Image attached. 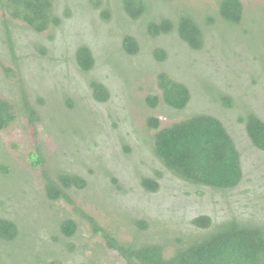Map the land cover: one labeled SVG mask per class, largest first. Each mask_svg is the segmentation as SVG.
Wrapping results in <instances>:
<instances>
[{"label":"rangeland","instance_id":"rangeland-1","mask_svg":"<svg viewBox=\"0 0 264 264\" xmlns=\"http://www.w3.org/2000/svg\"><path fill=\"white\" fill-rule=\"evenodd\" d=\"M101 1L56 0L64 22L41 34L0 10V97L18 109L15 122L0 131V217L19 225L15 243H0V264H126L79 209L121 243L137 238L136 219L151 224L137 240L165 238L172 244L195 231L191 222L199 216L215 224L237 216L264 225V151L252 146L240 120L251 111L264 120V0H241L240 24L219 18L215 0H150V12L137 21L125 15L122 0ZM183 12L205 27L201 49H190L175 32L147 34L149 22ZM208 18L216 24L206 27ZM127 35L141 45L135 56L124 52ZM82 45L95 57L89 72L76 61ZM158 49L167 52L164 60L156 56ZM160 73L189 87L185 109L147 104L148 96L160 93ZM94 83L109 91L105 101L96 98ZM223 96L232 98V108ZM26 102L34 114L25 110ZM201 113L219 118L242 154L244 179L233 191L189 185L154 155L150 117L162 129ZM30 117L39 119L32 124ZM38 145L45 169L30 164ZM45 170L77 174L88 186L69 192L73 204L51 200ZM145 178L157 179L158 190L148 191ZM65 219L78 225L71 238L60 230Z\"/></svg>","mask_w":264,"mask_h":264},{"label":"trees","instance_id":"trees-1","mask_svg":"<svg viewBox=\"0 0 264 264\" xmlns=\"http://www.w3.org/2000/svg\"><path fill=\"white\" fill-rule=\"evenodd\" d=\"M215 1L219 18L234 24L241 23L244 16L241 0ZM122 2L125 15L134 21L151 10L150 0ZM55 3L56 0H0V10L9 21H19L26 29L41 34L57 29L64 22L65 16L56 12ZM102 3L98 0V4ZM103 14L109 16V10L104 9ZM9 24L10 22L5 24L8 39L11 37ZM206 24V27H210L216 21L208 18ZM146 30L153 38L175 32L192 50L201 49L205 39V27L194 15L184 12L176 15L175 19L162 16L160 21H151ZM122 45L124 52L131 56L138 54L141 48L139 41L130 35L124 37ZM156 56L159 60H164L167 52L158 49ZM76 61L84 72L91 71L96 62L93 52L85 45L78 48ZM92 87L98 100L105 101L109 97V91L103 84L94 83ZM158 88L160 93L147 98V104L151 108L164 104L170 109L182 110L191 100L189 87L167 73L158 75ZM222 101L226 107L234 106V101L229 96H223ZM25 104L27 113L34 114L35 109L27 102ZM17 112L16 105L0 97V131L15 122ZM30 118L32 124L39 119ZM240 120L245 125L252 146L264 151V120L252 111ZM147 122L148 127L155 130L154 155L178 179L196 188L217 192L233 191L242 183V154L234 137L219 118L211 114H195L162 129L156 117H150ZM29 160L33 167L45 169L46 157L39 145L30 154ZM44 177L46 194L51 200L65 199L73 204L69 192L74 189L83 190L88 186L85 178L77 174L62 172L52 175L45 170ZM143 183L150 192L159 188L157 179L145 178ZM79 212L92 226L94 233L102 235L108 247L117 251L126 264H264V225L243 221L237 216H231L219 224H215L210 216H199L191 222L195 231L186 237L177 238L174 244L165 238L161 242L137 240L141 234L150 230L151 224L144 219H136L133 222L137 238L132 243H121L90 215L80 209ZM60 230L65 237L71 238L78 232L77 222L65 219L60 223ZM18 237L19 225L13 220L0 217V243L13 244Z\"/></svg>","mask_w":264,"mask_h":264}]
</instances>
